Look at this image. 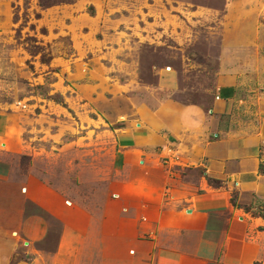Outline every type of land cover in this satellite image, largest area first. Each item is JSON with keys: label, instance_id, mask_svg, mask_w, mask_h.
Listing matches in <instances>:
<instances>
[{"label": "rangeland", "instance_id": "obj_1", "mask_svg": "<svg viewBox=\"0 0 264 264\" xmlns=\"http://www.w3.org/2000/svg\"><path fill=\"white\" fill-rule=\"evenodd\" d=\"M223 86L264 90V0H0V150L67 200L109 177L115 134L135 117L207 108Z\"/></svg>", "mask_w": 264, "mask_h": 264}, {"label": "crops", "instance_id": "obj_2", "mask_svg": "<svg viewBox=\"0 0 264 264\" xmlns=\"http://www.w3.org/2000/svg\"><path fill=\"white\" fill-rule=\"evenodd\" d=\"M238 88L135 117L82 201L0 150V264H264V90Z\"/></svg>", "mask_w": 264, "mask_h": 264}, {"label": "trees", "instance_id": "obj_3", "mask_svg": "<svg viewBox=\"0 0 264 264\" xmlns=\"http://www.w3.org/2000/svg\"><path fill=\"white\" fill-rule=\"evenodd\" d=\"M39 2L42 6H50L52 4L65 3L68 0H39Z\"/></svg>", "mask_w": 264, "mask_h": 264}, {"label": "built area", "instance_id": "obj_4", "mask_svg": "<svg viewBox=\"0 0 264 264\" xmlns=\"http://www.w3.org/2000/svg\"><path fill=\"white\" fill-rule=\"evenodd\" d=\"M216 98H217V97H216ZM168 152H169V153H173V154H175V156H173V157L171 156V157H170V158H171L170 160L175 161V160L178 159L179 155H178L177 152H174V151H172V150H170V149L168 150ZM168 156H170V155H168Z\"/></svg>", "mask_w": 264, "mask_h": 264}]
</instances>
